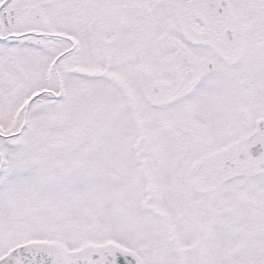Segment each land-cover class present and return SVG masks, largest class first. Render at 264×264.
<instances>
[{
	"label": "snow or ice",
	"instance_id": "obj_1",
	"mask_svg": "<svg viewBox=\"0 0 264 264\" xmlns=\"http://www.w3.org/2000/svg\"><path fill=\"white\" fill-rule=\"evenodd\" d=\"M0 264H264V0H0Z\"/></svg>",
	"mask_w": 264,
	"mask_h": 264
}]
</instances>
